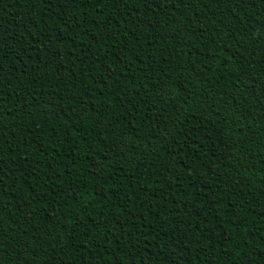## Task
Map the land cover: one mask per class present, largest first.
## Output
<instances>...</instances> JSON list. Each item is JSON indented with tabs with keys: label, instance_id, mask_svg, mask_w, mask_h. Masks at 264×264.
Listing matches in <instances>:
<instances>
[{
	"label": "trees",
	"instance_id": "obj_1",
	"mask_svg": "<svg viewBox=\"0 0 264 264\" xmlns=\"http://www.w3.org/2000/svg\"><path fill=\"white\" fill-rule=\"evenodd\" d=\"M0 264H264V0H0Z\"/></svg>",
	"mask_w": 264,
	"mask_h": 264
}]
</instances>
